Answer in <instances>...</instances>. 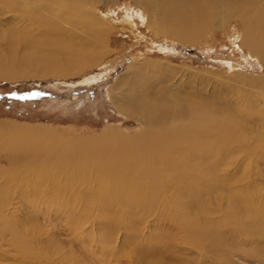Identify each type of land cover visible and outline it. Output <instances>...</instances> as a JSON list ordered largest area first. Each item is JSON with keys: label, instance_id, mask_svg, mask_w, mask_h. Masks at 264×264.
<instances>
[{"label": "rangeland", "instance_id": "obj_1", "mask_svg": "<svg viewBox=\"0 0 264 264\" xmlns=\"http://www.w3.org/2000/svg\"><path fill=\"white\" fill-rule=\"evenodd\" d=\"M13 1L23 5L4 12L0 2L1 41L8 23L22 28L29 14L38 15L43 9L45 13L42 14L47 19L59 21L64 29L72 30L76 26V31L80 33L87 31L95 34L97 37L92 38L93 43L105 41L106 49L103 46L101 51L105 50L106 54L104 60L65 76L0 77V228L11 226L13 230L21 229L27 238L22 246L24 257L18 263L15 262L17 251L4 245V239H8L9 235L5 233L3 239L0 236V264H56V259L61 257L56 253L62 255L64 251L76 252L90 263L95 257L106 261V264H116L114 259L120 255L123 258L121 263L129 264L128 258L132 254L129 248L122 253L126 258L120 251L112 254L125 244L124 237L126 241L129 236L120 230L114 232L112 239L106 237L104 233L109 228L95 218L101 216V219L103 213L112 211L110 214H115L113 217L122 219L121 207L136 205L133 204L135 199L147 195L146 191L152 190V186L160 181L158 174L140 173L136 180L141 178L138 183L142 184L144 178L143 184H149L143 185L145 189L140 184L138 188L130 185L128 190L127 187H122L124 190L120 188L131 183L134 177L124 172L125 168L128 170L132 166V160L139 158V164L149 160V155L143 152V143L152 140L149 133L144 132L147 128L152 130L157 121L155 114L144 113L136 103L141 104L147 96L175 112L183 107L184 100L200 99L242 116L257 110L264 113V94H261L264 88V52L256 57L242 45L241 24L232 17L225 23H215L207 28L200 40L187 43L159 33L154 28L156 10L146 9L144 14L141 4L135 3V0H82L81 5L68 0ZM63 17L69 18L62 21ZM90 19L99 23V31H89ZM223 20L225 18L219 16L215 21ZM1 41L0 55L5 57L7 49ZM119 104L128 110H136V114L126 113L119 108ZM145 117L149 119L145 120ZM250 124L252 131H261L258 123ZM174 125V121H168L166 132L160 135L166 138V142L172 140L171 136H179L174 132ZM10 127H30L41 134L38 133V137H15L13 131L12 136L5 131ZM137 146L140 151L135 150ZM98 156L103 158L96 160ZM123 156L125 165L118 162ZM10 157L11 160H8ZM262 161H259L263 168L259 178L264 184ZM147 165L148 162L146 167H149ZM88 167L90 172L86 169ZM96 167L104 168L101 177L95 175ZM241 169L242 174H248L247 177L253 176L255 171L254 168L244 171V166ZM87 171L94 177L88 176ZM115 185L118 186L115 188ZM124 197L127 201L123 200ZM100 199L103 205H99L102 204ZM107 208L109 212H106ZM154 226L146 223L142 234L146 236L156 230ZM103 230L104 233L100 234ZM165 239L161 236L156 238L158 247L165 246L162 242ZM88 243L93 245L91 249L84 247ZM237 243L244 250L254 247L243 237H238ZM263 244L260 242L256 246L263 247ZM43 245L55 249L54 256L52 249L44 252ZM104 245L106 249L102 247ZM187 251L189 253L185 254L184 262L197 259L192 254L193 249ZM242 259L233 255L231 264H249Z\"/></svg>", "mask_w": 264, "mask_h": 264}, {"label": "bare ground", "instance_id": "obj_2", "mask_svg": "<svg viewBox=\"0 0 264 264\" xmlns=\"http://www.w3.org/2000/svg\"><path fill=\"white\" fill-rule=\"evenodd\" d=\"M68 1L76 5L82 4V0ZM0 2L3 3L4 12H10L9 9L15 8L16 5L18 8L23 5H18L14 1L13 5L12 0H1ZM135 3L141 4L144 14L146 9L156 10L157 21L154 28L159 33L187 43L200 40L202 32L215 23H225L230 17L236 18L243 31L242 45L256 57L264 52V0H135ZM42 12L43 9L38 15L28 13L26 22L21 23L22 28L8 23V28L2 35L3 39L0 40L3 44L5 43L7 49L5 57L0 55V77L12 78L44 74H52L55 77L65 76L104 60L106 52L101 49L103 46L106 49L105 41L93 43L91 40L95 38V34H89L87 31L80 33L76 31V26H72V30H68L66 27L64 29L62 23L52 18L47 19ZM219 16L224 17L225 20L215 21ZM68 18L63 17L62 21L68 20ZM78 21L82 20L78 18ZM88 26L90 32L99 31L97 28L100 25L96 20L90 19ZM36 35L38 36L36 37ZM232 66L234 65L232 64ZM262 91L261 94H264V88ZM143 101L141 104L139 102V105L136 103V106L148 115L155 114L157 120L156 126L152 130L147 128L144 132L149 133L152 140L143 143V152L149 155L147 161L149 167H146L147 162L142 163L143 161L140 164L145 165H140L139 158L129 159L132 160V166H129L128 170L123 166L124 172L134 177L131 178V183L123 184L120 188L127 187L128 190L130 185L133 188L138 184L140 187L141 185L142 187L146 186L147 182L143 184L144 178H142V184L138 183L141 182V178L137 181V175L140 173L158 174L160 181L152 186L153 188L151 185L149 186L152 190H147V195H140L137 200L135 199L133 204L136 205L122 206V219L113 217L115 214H110L112 211L108 214L103 213L102 220L99 219L101 216H96L98 218L95 219L100 220L105 227L107 225L109 228L105 233L103 230L100 234L104 233L107 235L106 237L112 239L115 236L112 237L114 232L122 230L125 235L129 236L126 241L123 236L125 244L122 243L120 249L114 250L112 254L120 251L123 256L122 253L127 251L126 248H129L132 251L128 258L129 264H231L233 255H238L249 264H264V244L263 247L256 246L257 243H264V184L259 178L263 172L260 159H263L264 163V113L257 112V110L242 116L231 109L213 106L200 99L184 100L183 107L174 112L164 108L162 104H158V101L151 97L146 96ZM125 107L123 104L122 106L119 104V108L126 113L136 114V110H128ZM144 119L148 120L149 117ZM168 121L175 122L174 132L179 136H171L172 140L169 139L166 142L164 140L166 138H162L160 135L166 132L165 125ZM250 122L254 125L258 123L261 131H252ZM5 131L8 133L13 131L15 137L26 138L27 135L37 136L39 133L38 130L30 129V127L29 129H12L10 127ZM139 148L137 146L135 150L138 151ZM131 149L133 151L134 146ZM100 152L103 151L100 150ZM129 153V156L134 154V152L133 154ZM139 156L141 157V155ZM123 157L118 162L124 163L125 156ZM95 158L101 160L103 157ZM231 159L232 163H230ZM8 160H11V157ZM128 164L126 165L128 166ZM230 164L233 167L231 165L229 168ZM241 166L245 167L244 171L254 168L253 176L247 177L246 172V174H242ZM86 169L89 170V167ZM102 170H104L103 167H96V171H92L96 172L95 175H100ZM108 170L111 171V169ZM89 172L87 171V173ZM91 175L89 173L88 176ZM93 177L94 175H92ZM123 178L126 179L125 176ZM90 180L88 179V181ZM128 180L123 181L128 182ZM135 181L137 183H134ZM143 188L145 189V187ZM138 194L136 195L138 196ZM115 196L117 197V195ZM123 200L127 201V198L124 197ZM123 203L125 202L123 201ZM99 205H103V203ZM98 208H102V206ZM118 211L120 212V210ZM106 212H109V209ZM108 216L110 217L108 218ZM145 222L157 227L156 230H150L151 232L146 236L142 234ZM78 225L80 226V224ZM10 227H1L0 236L3 239L5 233L9 235L8 239H4V245H9L11 249L17 251L15 262L19 263L22 256L24 257V247L22 246L23 241L27 239H25L26 234L21 229L17 231ZM105 227H101V229H105ZM147 227L149 226L147 225ZM158 236H161L162 239L166 238L165 241H162L165 242V246L163 248L160 246L162 249L157 245L159 241L156 244ZM238 237L250 241V245L253 244L254 247L248 250L242 249L237 243ZM90 240L88 241L90 242ZM115 243L117 244V241ZM92 246L88 243L84 247L91 249ZM102 247L106 249L105 245ZM47 249H52L54 256L55 249L49 248L47 245L44 246V252H48ZM187 249H193L192 254L197 257L196 260L184 262L187 257L185 254L189 251ZM128 252L126 253L128 254ZM56 254L61 256L56 259V264H106V261L98 260L99 258L95 257L91 259L93 261L90 263L82 255L73 251H64L62 255L59 252ZM122 259L120 255H117L114 261L116 264H120L123 262Z\"/></svg>", "mask_w": 264, "mask_h": 264}]
</instances>
